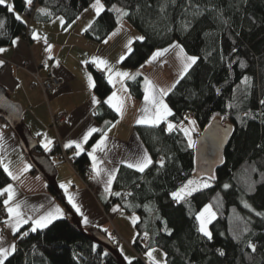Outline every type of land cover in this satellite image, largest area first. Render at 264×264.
<instances>
[{"label":"trees","instance_id":"16d2710c","mask_svg":"<svg viewBox=\"0 0 264 264\" xmlns=\"http://www.w3.org/2000/svg\"><path fill=\"white\" fill-rule=\"evenodd\" d=\"M92 1L33 0L27 6L24 0H12L15 14L25 23L17 21L6 5H0V21L4 22L0 48L10 46L16 38L28 40L29 19L32 23H49L63 18L62 29H66ZM102 3L105 11L83 31L86 38L100 43L123 21L144 37L143 41L132 43L131 53L120 62L122 68L135 70L155 50L171 44L183 48L185 55L197 57L196 63L183 78L180 76L165 97L173 112L169 117L173 123L186 122L189 119L186 117L194 119L199 128L194 142L213 119L233 127L223 151V162L215 169L213 179L198 178L209 179L211 185L179 202L173 200L171 193L195 177L194 147L188 146V139L179 129L169 133L164 124L137 127V134L154 163L144 173L120 166L104 208L116 204L123 213L136 216V236L131 248L138 255L158 248L163 252L164 264H264V215L256 214H264V104L261 103L264 0H102ZM113 5L129 13L119 23L117 13L111 10ZM40 9L50 15L41 14ZM143 82L139 75L127 81L130 94L137 100L143 96ZM94 83L93 92L103 100L111 87L97 73ZM95 117L99 123L117 120L116 113L104 103L97 108ZM100 135L95 132L87 147ZM56 152L57 147L47 153L39 146L35 149L37 155L47 157ZM71 163L86 179L83 170V166L89 165L86 154L73 156ZM31 172L34 174L33 169ZM8 183L9 178L0 166V189ZM47 188L65 209L66 217L35 232L30 226L23 227L14 236L15 252L4 264H117L78 231L71 219L76 214L61 190L48 185ZM206 205H212L216 214L209 224L211 240L201 235L196 220ZM98 231L117 249L106 231ZM248 243L255 245V252L247 247ZM221 251L223 256L219 254ZM132 264L144 263L136 257Z\"/></svg>","mask_w":264,"mask_h":264},{"label":"crops","instance_id":"0c3cea01","mask_svg":"<svg viewBox=\"0 0 264 264\" xmlns=\"http://www.w3.org/2000/svg\"><path fill=\"white\" fill-rule=\"evenodd\" d=\"M6 3H12V0H6ZM94 14L95 12L77 18L66 29H62L60 18H56L49 23H31L28 40L16 38L14 39L17 41L16 44L12 43L10 46L3 48L5 51L0 53V61L3 62L0 65V86L10 99L22 106L24 111L22 123L29 134L37 140V144L43 153L51 151L53 147L57 146L58 142L61 143L65 151H72L76 149L75 145L69 148H66L65 145L72 141L81 142L87 130L95 127L100 130L97 132L101 133L98 140L104 132L107 133L105 150L96 153L98 161L101 162L99 166L105 172L115 169L117 173L120 166H126L125 161L131 162L137 153L147 151L136 131L137 127H152L137 124V119L142 115L141 110L145 107L144 82L143 96L140 100H137L130 94L127 86V81L132 80L131 78L125 79L123 84L116 82L115 87H113L108 83L107 72L98 70L91 63L92 58L97 57L108 61L114 72L125 71L130 76L136 77L139 75L144 79L147 78L157 88L166 90L168 95L174 88L173 85H176L179 80L182 71L181 60L177 58L180 48L171 47L174 45L171 44L163 48L169 49L168 52L149 63L148 61L155 52L163 50L157 49L139 68L135 70L124 69L118 61H120L121 56L129 54L126 45L130 40L133 42L137 40L135 38L139 37V34L132 30L129 25L122 23L123 25L120 24L115 30L117 35L112 36L110 34L105 39L107 43L104 42L105 40L100 43L94 42L83 35V31L94 19ZM33 32L40 37L39 40L32 38ZM45 40L47 43H45ZM48 45H51V53L46 51ZM49 56H51V59H49ZM85 61L88 63H84ZM43 62L47 63L45 68L41 67ZM57 62L58 66H56ZM35 66L38 67L43 78L53 75L61 79L62 84L56 93L45 98L39 88L31 87L30 71H33ZM97 71L104 72V79L111 87V92L103 100L93 92V89L88 88L86 79L87 75H91L94 81V73H97ZM124 88L127 91H124ZM113 92H116L118 97L125 98L123 116L121 117L112 109L117 115V120L112 123L107 120L99 123L95 117L97 108ZM93 96L100 101L99 104H92ZM166 96L163 97L164 102ZM60 111L66 113V120L55 130L50 127V114ZM168 122L173 123L169 117ZM161 124H164L166 130L167 123L162 122ZM173 124L178 126L176 129H179L181 122ZM0 137H2L0 138V166L4 170V166L7 165L12 176L17 177L13 179L4 171L9 178V183L0 191L11 185L16 194L12 204L20 203L24 217L30 218L28 223L20 226L19 231L25 226L31 228L32 220L38 219L55 207L62 209L64 215L59 219H64L66 217L65 209L49 193L43 178L34 170V174L31 172L32 168L19 145L17 137L9 126L2 121H0ZM45 137L52 141V144L49 145L50 150L47 151L43 147L46 142ZM96 142L90 147L84 144V150L77 155L86 154L87 156L91 175L86 181L79 176L72 164L59 162L54 155L48 158L55 168L54 180L57 187L68 202L62 185L67 186L68 195L75 198V203L80 208V212L77 213L68 203L79 218L82 228L86 232L93 230L111 232L107 216L112 224L124 217H122V211L118 205H112L108 209L103 206L109 199L112 185L110 192H105L107 175L102 172L100 176H96L92 170V159L89 153ZM6 199L7 193L0 195L1 204L7 213L4 205ZM114 208L117 210L113 211ZM85 217L88 220L87 224L84 223ZM13 223L14 221L9 218L7 213V217L2 224L5 231L0 234V247L8 248L13 244L16 246L14 236L19 231L13 234L11 227ZM115 229L120 234L124 233L121 227H115ZM127 235H129L131 241L133 239L132 235Z\"/></svg>","mask_w":264,"mask_h":264},{"label":"snow or ice","instance_id":"6c2138e0","mask_svg":"<svg viewBox=\"0 0 264 264\" xmlns=\"http://www.w3.org/2000/svg\"><path fill=\"white\" fill-rule=\"evenodd\" d=\"M24 2L27 6H30L32 4L33 0H24ZM0 5H6L8 12L13 13L15 15V19L17 21H20L21 23H25L19 14H15L13 4L6 3V0H0ZM90 7L92 10H94L96 18H99L100 15L105 11V6L102 3V0H94V2L90 5ZM87 10L88 9H85V11H87ZM111 10L114 11L115 13H117V23L120 22L122 17L129 15V13L127 11L120 9V8H117L115 5L112 6ZM40 12L43 15H50V13H48L45 9H40ZM77 18H79V17H77ZM60 22H61L62 26L65 24V21L63 20V18H60ZM91 26L92 25L90 23L88 25V27L90 28ZM3 27H4V22L0 21V29H2ZM86 30L87 29H85V31ZM111 35L115 36V35H117V32L114 31L111 33ZM32 38L34 40L40 39V37L35 32H33ZM135 39L143 41L144 37L139 36V37H136ZM16 42H17L16 40L12 41L13 44H16ZM104 42L107 43V40H105ZM132 42L133 41L130 40L128 42V44L126 45V47L128 48L129 54L132 51V48H131ZM45 43H47L46 40H45ZM171 47L180 48V46L177 44H174ZM51 50H52L51 45H48V47L46 48V51L51 53ZM4 51H5V49L0 48V53H3ZM168 51H169V49L158 50L157 52H155L153 54V56L151 57V59L148 62L151 63L152 61H155L158 57L164 55ZM125 58H126V56H121L120 61H118V62H122ZM177 58L181 60L182 71L180 73V76H181V78H183L184 74L187 73L188 69L193 64L196 63L197 57L186 56L184 54L183 48H180V52L177 54ZM49 59H51V56H49ZM2 63L3 62L0 61V65H2ZM84 63H88V62L85 61ZM91 63L93 65H95L98 68V70H103V71L107 72L108 83L113 85V87H115L116 82H120L121 84H123V81L125 79H129V78L135 79V77L130 76V74L128 72H125V71H115L114 72L112 67L109 66L108 61H106L104 59L93 57L91 60ZM56 66H58V62L56 64ZM117 78H119L118 81H117ZM86 79L88 82V88L93 89L95 87V83L93 81L92 76L87 75ZM178 82L179 81H177V83ZM174 86L175 85H173V87ZM123 90L127 91L126 88H124ZM166 95H167L166 90H164L162 88H157L152 83L151 80L145 78L144 79V104H145V107L141 110L142 115L137 119V124L150 125L152 127H159V125L162 122H165V123H167V129H166L167 132L171 133L172 131H174L178 126L171 123V122H168V117L172 116L173 112H172L171 108H169V106L164 102L163 97ZM124 101H125L124 97H118L117 93L113 92L110 96L107 97L106 100H104V103L107 104L109 108L113 109L118 115H120L122 117L123 116V110H124ZM99 103H100V101L97 100V98L95 96H93L92 97V104L96 105ZM261 103L264 104V101H261ZM185 119H187V117ZM106 123H108V122H106ZM189 124L195 125V121L190 120ZM113 127H114V125H113ZM179 129L188 138V146L194 147L195 142L191 138V131L194 129L186 128L182 124L179 125ZM97 131H100V130H98L95 127H91L83 135L81 142L77 143L75 141H72V142H69L68 144H66L65 147L69 148V147H72L73 145H75V148L77 149V154H79L80 152H82L84 150V147H83L84 144H86L89 141V138ZM0 138H2V137H0ZM45 140H46V142L43 144V147L47 151V150H50L49 145L52 144V141L50 139H47V137H45ZM106 142H107V133L104 132L102 134L101 138L92 147V151L89 153V156L92 159V170L96 176H100L102 172H105V170L101 169L99 166L101 162L98 161L96 153L98 151L103 152L105 150ZM124 163L126 164V167H128L129 169H134L137 172L144 173L145 170L148 169L154 162H153L152 158L149 156V154L147 153V151H144L142 153H137L135 155V157L131 160V162L125 161ZM163 166H164V162H163V158H161L160 167L162 168ZM25 170H27V169H25ZM4 171L7 172L9 174V176H12V173L9 171L7 165L4 166ZM105 174L108 177L107 182H106V186H105V192H110L111 185H112L113 181L115 180L116 170L113 169L111 171H107V172H105ZM12 178L16 179L17 177L12 176ZM209 179H213V177H210ZM209 186L210 185L207 182L202 183V182L197 181V180H188L187 183H185L177 191L172 192L171 196H172L173 200L179 202V201L184 200L186 197L193 195L196 191H199L202 188H207ZM62 187L64 188L65 194L67 195L68 203L72 206L73 209L76 210L77 213H79L80 208L75 203V198L71 195H68L67 186L62 185ZM224 187L227 188L228 185H225ZM5 193H7V199L4 201V205L7 209V213H8L9 218H11L14 221V223L11 225V227H12L13 234H15L17 231H19V228L21 225L28 223V219H30V218L24 217V215L21 211V204L20 203L12 204V201L15 199L16 194H15V191L11 185L7 186L2 191H0V195H4ZM115 195L119 196L120 193H115ZM129 195H130V193H129ZM245 207H249V206L247 204H245ZM116 210L117 209H115V208L113 209V211H116ZM256 214L258 216L264 215L261 213H256ZM63 215H64V213H63L62 209H60L59 207H55L53 210H51V211L47 212L46 214L40 216L38 219L32 220L31 231L35 232V231H37V229H44V228L48 227V225L51 224L53 222V220L59 219V218L63 217ZM215 215H216L215 212L212 210V205H206L203 208V210L196 216V220L199 222V229H198L199 232L202 233V235L204 237H207L209 240L212 239V233L208 230V224H210L212 222V220L215 219ZM132 222H133V224L136 223L135 217L133 218ZM84 223L85 224L88 223V220L86 217L84 218ZM145 236H147V233H145ZM247 247L250 248L252 250V252L256 251V247L252 243H248ZM154 251H155L154 249L151 251H148L146 255L148 257V260L151 262V264H158V262L153 257ZM14 252H15V245L14 244L8 248L0 247V264H4V261L8 258V256ZM219 254L221 256H223L224 252L221 251ZM125 259L128 260V264H132L131 258L125 257Z\"/></svg>","mask_w":264,"mask_h":264},{"label":"water","instance_id":"95a60500","mask_svg":"<svg viewBox=\"0 0 264 264\" xmlns=\"http://www.w3.org/2000/svg\"><path fill=\"white\" fill-rule=\"evenodd\" d=\"M23 113L22 106L13 102L0 86V120L4 121L17 137L31 168L43 178L50 188L57 190L58 187L54 180L55 168L47 156L35 153L38 146L37 140L29 134L23 125ZM232 131L231 124L213 119L197 136L194 146V176L196 178L213 176L215 169L223 162V151ZM71 219L81 234L110 255L117 264H127L104 234L98 230L87 234L76 215H73Z\"/></svg>","mask_w":264,"mask_h":264},{"label":"rangeland","instance_id":"374dc122","mask_svg":"<svg viewBox=\"0 0 264 264\" xmlns=\"http://www.w3.org/2000/svg\"><path fill=\"white\" fill-rule=\"evenodd\" d=\"M94 2V0L91 2V4ZM90 4V5H91ZM90 5L87 7V8H85V9H88L87 11H85V9L83 10V12L79 15V17H82L83 15H85V16H88V14H90V13H94V10H92L91 9V7H90ZM94 16H95V14H94ZM96 17V16H95ZM32 23V22H31ZM122 23H124V24H126V25H128L125 21H123ZM121 23V25H123ZM31 25V24H30ZM121 27V26H120ZM8 96V95H7ZM12 100V99H11ZM13 101V100H12ZM14 102V101H13ZM187 118H189L186 122H181V124L184 126V127H186V128H190V129H194V130H192L191 131V138H192V140H193V137H194V134H196V133H199V128H198V126H197V124H196V122H195V125H190L189 124V121L190 120H194V119H191L190 117H187ZM195 121V120H194ZM182 132V131H181ZM183 133V132H182ZM184 134V133H183ZM185 136V135H184ZM186 137V136H185ZM187 138V137H186ZM188 139V138H187ZM80 176V175H79ZM88 177H90V176H87V178ZM87 178L86 179H84L83 178V180L84 181H86L87 180ZM191 180H197V181H200V182H207L209 185H211V181L209 180V179H207V178H204V179H198V178H196V177H193ZM87 185H88V183H86ZM202 189H204V188H202ZM7 217V216H6ZM6 217L4 218V220L6 219ZM122 217H124V218H122V220H118V221H115L113 224L110 222V219H109V217L107 216V219L109 220V224H110V227H111V232H107V235L109 236V237H111L112 238V240H113V243L117 246V249H118V251H119V253L121 254V256L123 257V259L128 263V260L127 259H125V257H128V258H131L132 259V261L137 257L138 259H140L144 264H151V262L148 260V257H147V252L148 251H151V250H155L154 252H153V257H154V259L158 262V264H164V255H163V252L160 250V249H158V248H152V249H149V250H147L146 252H144L143 254H142V256L139 254H137V253H135L134 252V250L131 248V245H132V243H133V241H134V238H135V236H136V231H135V228H134V225L135 224H133V222H132V220H133V218L135 217L136 218V216L135 215H131V214H125V213H123L122 212ZM137 219V218H136ZM116 224H117V226H116ZM198 224H199V222H198ZM116 228H120L121 227V229L123 230V234L121 233H119L116 229H115V227ZM0 226H1V228H0V231H2V233H0V234H3L4 233V226L2 225V224H0ZM84 230V229H83ZM208 230L210 231V229H209V224H208ZM84 232L85 233H87V234H89V233H91V231H88V232H86L85 230H84ZM114 234H116V235H114ZM127 234H131L132 235V238L133 239H131V241L129 240V235H127ZM201 235H202V233H201ZM116 236L119 238V241H116L115 240V238H116ZM107 237V236H106ZM108 238V237H107Z\"/></svg>","mask_w":264,"mask_h":264},{"label":"built area","instance_id":"2783aa9c","mask_svg":"<svg viewBox=\"0 0 264 264\" xmlns=\"http://www.w3.org/2000/svg\"><path fill=\"white\" fill-rule=\"evenodd\" d=\"M31 19L27 21V31L30 29ZM47 65L46 62H43L41 64L42 68H45ZM97 74L100 77H104L103 71H97ZM30 75L32 78L31 87L32 88H39L40 91L43 93L44 97L46 98L49 95H52L56 93V91L59 89V87L62 84L61 79H59L56 76L49 75L46 78H43L38 70V67L35 66V69L33 71H30ZM66 113L65 112H56L50 114V127L57 130L59 126H61L65 120H66ZM57 152L54 154V157L59 162H65L68 164H72V157L78 155L77 149H73L72 151H65L63 147L61 146V143H57ZM83 170L86 173L87 176L91 175V169L89 165L83 166ZM78 173V172H77ZM7 216L6 210L3 206L0 207V224H3L4 218ZM2 233V231H0ZM116 235V234H114ZM147 238L143 239L146 240ZM116 241H119V238L116 236ZM141 241V243L143 242Z\"/></svg>","mask_w":264,"mask_h":264}]
</instances>
